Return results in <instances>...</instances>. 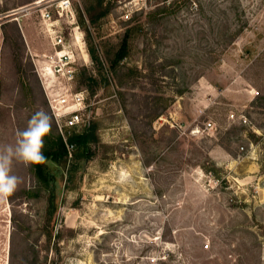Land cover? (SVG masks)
I'll return each mask as SVG.
<instances>
[{
	"label": "rangeland",
	"instance_id": "374dc122",
	"mask_svg": "<svg viewBox=\"0 0 264 264\" xmlns=\"http://www.w3.org/2000/svg\"><path fill=\"white\" fill-rule=\"evenodd\" d=\"M60 1L0 0V145L38 110L44 149L60 136L35 65L47 8L80 26L73 87L97 139L48 159L49 184L14 161L0 264H264V0H71L61 18Z\"/></svg>",
	"mask_w": 264,
	"mask_h": 264
},
{
	"label": "built area",
	"instance_id": "2783aa9c",
	"mask_svg": "<svg viewBox=\"0 0 264 264\" xmlns=\"http://www.w3.org/2000/svg\"><path fill=\"white\" fill-rule=\"evenodd\" d=\"M71 5V0H61L57 4L56 10L60 18L67 11L73 15ZM41 16L46 23L53 52L41 54V58L35 59V65L53 113L57 131L63 137L69 154L72 155L76 144L69 140L70 136L83 131L91 123L90 116L87 115L88 92L86 89L73 87L80 57L89 56V53L83 35L81 37L78 35L80 26L75 21L72 22L73 28L69 35H66L63 28L58 25L59 20L53 21L48 8L41 10ZM77 47L81 53L78 52ZM229 119L240 123L248 121L244 114L236 111L230 112ZM214 125V122L210 120L205 122L204 126L206 129H213ZM206 247H209V244H206Z\"/></svg>",
	"mask_w": 264,
	"mask_h": 264
},
{
	"label": "clouds",
	"instance_id": "9594fccd",
	"mask_svg": "<svg viewBox=\"0 0 264 264\" xmlns=\"http://www.w3.org/2000/svg\"><path fill=\"white\" fill-rule=\"evenodd\" d=\"M52 117L44 110L36 111L27 127L17 130L12 144L0 145V201L7 200L17 190L21 178L12 174L14 161L27 165L46 160L43 149L45 137L51 133Z\"/></svg>",
	"mask_w": 264,
	"mask_h": 264
},
{
	"label": "trees",
	"instance_id": "16d2710c",
	"mask_svg": "<svg viewBox=\"0 0 264 264\" xmlns=\"http://www.w3.org/2000/svg\"><path fill=\"white\" fill-rule=\"evenodd\" d=\"M105 1L106 0H95L94 5H96V7H104ZM94 5H91L88 9L90 12V17H91L90 19H92L93 21H95V20H94V16H91V12L94 9ZM105 13H106V11L101 12L100 15L104 16ZM128 37H129V34H126L123 41H122L120 48L115 53L114 59L112 61L113 66L120 63L129 54L128 53ZM90 52L92 53L93 57L97 61H99V58L96 54V51L93 48L90 49ZM96 139H97L96 129L92 123H90V125L88 127H86L83 131L73 133L72 136L70 137L71 142H74L76 144V146H78V147L86 148V150H89L88 145L92 141H95ZM49 142H48L49 144H48L47 148H45L43 150V153H44V156L46 157V160L41 164H34L33 165L38 176L44 182H46V184L50 183V179L48 178V175H47L48 166L46 164V161L50 158L52 160L57 161V160L62 159V158L67 159V157H68V152L66 150V144H65L63 137L61 135L59 137H55L53 139H50Z\"/></svg>",
	"mask_w": 264,
	"mask_h": 264
}]
</instances>
